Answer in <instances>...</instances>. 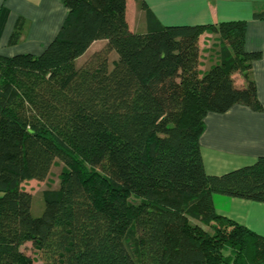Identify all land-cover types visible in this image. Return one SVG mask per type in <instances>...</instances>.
<instances>
[{"label": "trees", "instance_id": "16d2710c", "mask_svg": "<svg viewBox=\"0 0 264 264\" xmlns=\"http://www.w3.org/2000/svg\"><path fill=\"white\" fill-rule=\"evenodd\" d=\"M61 3L66 18L39 55L0 57V264H264V238L213 202L264 203V157L211 176L199 146L209 113L261 111L249 77L261 54L245 50V22L161 27L147 13L135 33L126 0ZM205 32L221 53L200 74ZM56 161L59 188L33 217L23 184L45 181Z\"/></svg>", "mask_w": 264, "mask_h": 264}, {"label": "crops", "instance_id": "0c3cea01", "mask_svg": "<svg viewBox=\"0 0 264 264\" xmlns=\"http://www.w3.org/2000/svg\"><path fill=\"white\" fill-rule=\"evenodd\" d=\"M147 13L151 25L197 26L242 21L246 24L244 48L260 52L252 62L249 77L256 87L261 111L235 105L223 114L209 113L199 138L201 158L206 174L221 176L241 167L250 166L264 157V0H126V21L130 31H147ZM67 10L61 0H0V57L17 54L39 55L57 36ZM19 31L17 40L13 34ZM200 74L220 60L218 37L205 32L199 38ZM106 41H95L75 60L81 66ZM115 60V55L110 54ZM235 84L243 85L239 73L233 74ZM28 183V182H27ZM215 211L248 231L264 238V203L215 195ZM35 264V263H34Z\"/></svg>", "mask_w": 264, "mask_h": 264}, {"label": "rangeland", "instance_id": "374dc122", "mask_svg": "<svg viewBox=\"0 0 264 264\" xmlns=\"http://www.w3.org/2000/svg\"><path fill=\"white\" fill-rule=\"evenodd\" d=\"M113 54L115 55V59H116V54L115 53ZM112 59L113 57L110 56L109 68L112 67ZM61 170H62V164L56 161L52 166L50 173L45 181L37 182L33 180L23 184V188L29 191L33 197L32 207H31V214L33 217H39L43 213L44 201L42 197V192L45 190H58L60 184L59 176L61 174ZM30 251H32L31 248L29 247L25 248V252L30 253ZM35 264H41V262L35 259Z\"/></svg>", "mask_w": 264, "mask_h": 264}]
</instances>
